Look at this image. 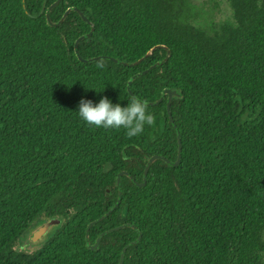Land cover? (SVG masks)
I'll return each mask as SVG.
<instances>
[{"label": "trees", "instance_id": "obj_1", "mask_svg": "<svg viewBox=\"0 0 264 264\" xmlns=\"http://www.w3.org/2000/svg\"><path fill=\"white\" fill-rule=\"evenodd\" d=\"M0 0V264H264V0H229L217 20L199 0ZM147 106L152 126L135 137L81 121V98ZM57 219L36 251L19 243ZM122 229L100 238L106 230ZM21 244V243H20Z\"/></svg>", "mask_w": 264, "mask_h": 264}, {"label": "water", "instance_id": "obj_2", "mask_svg": "<svg viewBox=\"0 0 264 264\" xmlns=\"http://www.w3.org/2000/svg\"><path fill=\"white\" fill-rule=\"evenodd\" d=\"M61 0H56L47 10H46V13H45V18H46V21H47V24L50 26V27H59L63 21L65 20V18L67 17V15L71 12V11H77V9L75 8H69L67 9L64 14L62 15V17L60 18V20L56 23H53L51 22L50 18H49V11L55 7L56 5H58L60 3ZM80 15V17L82 18V20H84V22H86L87 24H89L91 26V30L88 34L86 35H83L81 37H79L75 44H74V53L76 55V57L82 61V62H85V63H90V62H93V61H97L99 59H107V60H112L118 64H121V65H124V66H135L137 64H139L141 61H143L144 59L152 56L153 52L157 49H164L166 50V56L165 58L160 62V63H156L154 64L153 66H151L150 68H148L147 70L141 72V73H138V74H135L132 78H130V80L128 81V85H127V91L128 93L133 96L132 92H131V89H130V84L132 82L133 79L141 76V75H144L146 73H148L149 71H151L152 69H154L155 67H158L162 64H164L169 56H170V51L164 47L163 45H157V46H154L152 47L142 58H140L139 60H137L136 62H132V63H125V62H121V61H118L116 59H112L110 57H96V58H90V59H82L79 55V52H78V43L85 39V38H88L92 35L93 33V25L91 24V22L87 19V17L85 15H83L80 11H77ZM178 94V91H175V90H170V89H164L162 91V94H161V97L158 101L156 102H145V104L147 106H153V105H157L159 104L160 102L163 101V99L165 98V96L167 97V101H166V112H167V116H168V119L169 121L172 123L174 129L176 130V136H177V157H176V160L174 162H171L169 160H167L166 158L164 157H161V156H152L150 158L147 159V163H146V166L144 168V171H143V179H142V182L141 183H137L135 182V180L133 179V177L131 175H129L127 172L123 171V172H120L117 176V179H116V185H117V188H118V199H117V202L115 203L114 206H112V208L105 214L103 215L102 217L98 218L97 220L95 221H92L91 223L88 224V226L86 227V233H85V240L88 244V235H89V229L91 226L95 225L96 223L102 221L103 219H105L120 203V200H121V177L122 176H126L128 177L132 182L135 183V185L138 187V188H142L145 186L146 184V177H147V173H148V170L150 168V165L152 164L153 161L155 160H162L164 161L167 165L171 166V167H177L179 164H180V160H181V138H180V135L176 129V126L174 125V121L172 119V116H171V112H170V103H171V100L176 97ZM60 221L57 220V219H50L48 220L47 222L43 223L40 227H38L31 235V238H30V241L31 243H37L38 241H40L47 233L48 231L50 230V228L52 226H55L57 224H59ZM123 227H125V225H122V226H119V227H116V228H112V229H109V230H106L105 232H103L102 234H100V236L96 239L95 243L93 246H90L88 245V248L90 250H96L97 247H98V244H99V241H100V238L103 237L104 235H107V234H110L114 231H118L120 229H122ZM137 231V234H138V237L135 241L129 243L127 246H125L122 251H121V255H120V260H119V263L118 264H122L123 263V260H124V255H125V251L127 249V247L129 246H132L134 244H136L140 238H141V234L138 230Z\"/></svg>", "mask_w": 264, "mask_h": 264}, {"label": "clouds", "instance_id": "obj_3", "mask_svg": "<svg viewBox=\"0 0 264 264\" xmlns=\"http://www.w3.org/2000/svg\"><path fill=\"white\" fill-rule=\"evenodd\" d=\"M125 105L113 103L107 97L97 102L81 98L75 111L79 119L90 126L104 129H123L128 137L141 134L145 126H152L154 115L147 111L145 102L138 97L126 100Z\"/></svg>", "mask_w": 264, "mask_h": 264}, {"label": "rangeland", "instance_id": "obj_4", "mask_svg": "<svg viewBox=\"0 0 264 264\" xmlns=\"http://www.w3.org/2000/svg\"><path fill=\"white\" fill-rule=\"evenodd\" d=\"M200 3H205L208 8L214 7V14L217 20H227L230 17L229 0H199ZM44 223V222H43ZM42 222H37L32 226L22 237L19 243L21 249L26 251H36L38 250L47 239L54 233L55 227H51L48 233L37 243H31L30 238L32 233L40 227Z\"/></svg>", "mask_w": 264, "mask_h": 264}]
</instances>
